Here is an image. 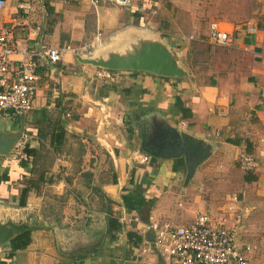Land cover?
Returning a JSON list of instances; mask_svg holds the SVG:
<instances>
[{"label":"crops","instance_id":"crops-1","mask_svg":"<svg viewBox=\"0 0 264 264\" xmlns=\"http://www.w3.org/2000/svg\"><path fill=\"white\" fill-rule=\"evenodd\" d=\"M4 1L0 25L13 32V67L33 59L38 78L32 110L23 117L24 130L32 138L28 167L20 166L13 151L0 155V175L9 177L0 183V227L8 222L28 225L12 237L29 231L31 242L11 258L7 242L12 237L0 243V264H176L160 256L154 233L141 232V225L156 221L181 226L199 213H217L225 205L211 209L213 190L206 199L196 190L197 183L217 171L219 178L231 182L235 174L246 190L252 185L255 195L264 196V0H257L258 8L248 19L257 26L255 33L243 23L213 20L233 35L231 44L215 51L204 75L192 74L177 58L186 74L181 77L115 71L79 60L92 56L111 62L116 58L110 56L147 41L149 33L137 25L145 15V0ZM64 46L75 51L57 64L38 56ZM100 70L110 79L98 77ZM176 99L190 110V118H181ZM10 116H17L12 121L18 125L20 115ZM168 135L175 139L166 142ZM185 141L191 142L186 144L189 151L193 143L194 151L206 149L208 159L214 160L196 171L201 163L187 184L183 154H151L156 147L162 154L177 153ZM243 152L258 163V170L250 173L256 177L251 183L244 182L246 173L239 168ZM103 155L109 159L108 169ZM143 156L148 163L141 162ZM26 185L30 188L20 205ZM141 207L147 216L140 215ZM239 209L240 239L256 247L247 256L249 264H262L264 240L247 234L246 216ZM110 217L123 225L113 242L107 236ZM59 222L72 226L55 228ZM132 229L142 237L137 247L128 243L126 233ZM98 242L94 250L83 252Z\"/></svg>","mask_w":264,"mask_h":264},{"label":"built area","instance_id":"built-area-1","mask_svg":"<svg viewBox=\"0 0 264 264\" xmlns=\"http://www.w3.org/2000/svg\"><path fill=\"white\" fill-rule=\"evenodd\" d=\"M4 5L5 1L0 0V8ZM243 26L250 33L257 31V26L249 20ZM232 39L233 35L223 29L219 21L209 23V45L226 47L231 44ZM88 47L94 46L90 44ZM70 51L74 52L75 49L70 46L48 48L40 51L38 56L51 64H57ZM16 53L13 32L0 25V120H8L11 114L20 115L32 110L35 82L38 78L37 63L33 59H27L15 68L12 57ZM97 75L110 79L109 73L104 71ZM28 141L29 135L24 130L12 150L17 159L29 161L30 157L26 152ZM148 161L146 156L141 159L142 163ZM238 162L244 173H255L258 170V163L250 154L240 153ZM233 203H237L236 196L232 198L230 206L219 208L217 213H199L193 221L185 225L150 221L141 225L140 230L152 231L154 248L160 256L172 259L176 264H249L247 256L256 247L240 239L243 216Z\"/></svg>","mask_w":264,"mask_h":264},{"label":"rangeland","instance_id":"rangeland-1","mask_svg":"<svg viewBox=\"0 0 264 264\" xmlns=\"http://www.w3.org/2000/svg\"><path fill=\"white\" fill-rule=\"evenodd\" d=\"M145 2V17L143 16V19L138 20V27L149 33L150 41L164 43L170 53L180 59L179 64L181 67L185 69L188 67L192 74L201 73L202 75L211 66L212 58L216 56L215 51L221 48L213 47L207 41L209 23L213 20L222 22L232 20L229 22L241 25L246 20L253 18L258 8L257 0H145ZM136 38L134 36V43ZM128 50L131 51L132 49H126L122 51V54L125 55ZM16 117L12 116L8 121H0V129H3V131L18 129L19 123L18 125L15 123V125L12 121ZM23 124L25 127V121H23ZM5 127L8 129L5 130ZM31 139L30 137L29 141ZM208 158L202 162L196 171L202 166L208 168L213 164V158ZM102 161L103 167L109 164V159L104 155ZM227 169V175L231 176L232 168L227 167ZM195 172L190 180L194 177ZM216 173L219 174L210 173L206 176V179H203V183H197L198 188L196 190L200 198L206 199L211 195L209 190L212 189L214 193L212 195V197L214 196L213 202L215 201V203L212 204L211 209L215 210L217 207L224 205L230 206L232 198L236 196L237 203L232 205L242 208L243 214L246 216L247 234L254 238H256V234H259L257 235L258 239L263 238L264 240V196L255 195L256 189L252 185H249L250 187L246 190L241 178H238L235 174L231 182L230 178L226 176L223 179L219 178L218 175L221 174L219 171ZM140 210V215L144 217L147 214L146 208L141 207ZM132 217L135 218L136 216ZM32 223L38 226L42 225L43 222L32 221ZM81 224L83 223H79V228L82 227ZM59 225L65 228L72 226L71 223L59 222L58 224L55 223V228H59Z\"/></svg>","mask_w":264,"mask_h":264},{"label":"water","instance_id":"water-1","mask_svg":"<svg viewBox=\"0 0 264 264\" xmlns=\"http://www.w3.org/2000/svg\"><path fill=\"white\" fill-rule=\"evenodd\" d=\"M125 1V0H119ZM137 47V48H136ZM116 58L111 62H103L101 60L91 58V57H79L81 63L86 65H93L100 68H106L115 71H123V70H142L146 72H150L153 74H158L162 76H185V72L178 66L177 57L173 56L169 49L164 45V43L160 41H147L141 42L138 46H134L132 50H128L125 55L117 54L114 56H110ZM25 113L20 114L19 116V127L18 129H14L12 131H3L0 130V155L9 154L15 143L19 140L20 136L24 131L23 117ZM166 142L170 140H174L173 136L168 135ZM177 140V139H176ZM181 142V141H180ZM185 143V144H184ZM191 142L185 141L180 143L181 151L177 153L165 154L161 153L159 147H156V151H152L151 154L155 157L167 158L171 156H178L183 154L185 157V164L187 168L186 174V183L193 176L195 169L208 157V153L206 149H196V146L192 143V151L190 147L186 144H190ZM170 144V143H169ZM183 144V145H182ZM179 145V141H178ZM164 145H162L163 148ZM187 147V149H186ZM29 226L15 225L11 222L6 223V226L0 227V243L9 240L15 233L21 232L25 229H28ZM101 243V242H100ZM95 243L87 246L83 252H89L94 250L100 244ZM126 255V248H123L122 257L124 258Z\"/></svg>","mask_w":264,"mask_h":264},{"label":"trees","instance_id":"trees-1","mask_svg":"<svg viewBox=\"0 0 264 264\" xmlns=\"http://www.w3.org/2000/svg\"><path fill=\"white\" fill-rule=\"evenodd\" d=\"M174 106L179 110L181 114L182 119H187L191 117V112L189 109L184 108L183 104L179 101V99H176L174 102ZM26 152L28 155H32V151L30 149H26ZM17 162L20 164L21 167L27 168L28 163L26 161H22L20 159H17ZM9 179L7 173H3L0 175V183L7 181ZM256 180V177H254L250 173H246L244 176V182L246 183H251ZM37 183V182H36ZM34 184V182H32ZM32 186V185H31ZM30 187L26 185V187L23 188L22 193H21V200H20V205L24 204V196L28 192V189ZM23 197V199H22ZM147 219V218H144ZM123 229L122 223L117 218L110 217L108 219V229H107V236L109 239V242H113L117 240V236L119 233H121ZM127 239L128 243L131 247H137L141 241L142 237L138 234V231L136 230H128L127 233ZM31 242V237H30V232L29 231H24L22 233L17 234L16 236L12 237L7 243L10 247V252L7 255L9 258L12 257V255L17 251L26 248Z\"/></svg>","mask_w":264,"mask_h":264},{"label":"bare ground","instance_id":"bare-ground-1","mask_svg":"<svg viewBox=\"0 0 264 264\" xmlns=\"http://www.w3.org/2000/svg\"><path fill=\"white\" fill-rule=\"evenodd\" d=\"M119 1V0H118ZM124 1H119V3H123Z\"/></svg>","mask_w":264,"mask_h":264},{"label":"flooded vegetation","instance_id":"flooded-vegetation-1","mask_svg":"<svg viewBox=\"0 0 264 264\" xmlns=\"http://www.w3.org/2000/svg\"><path fill=\"white\" fill-rule=\"evenodd\" d=\"M156 149V148H155Z\"/></svg>","mask_w":264,"mask_h":264}]
</instances>
